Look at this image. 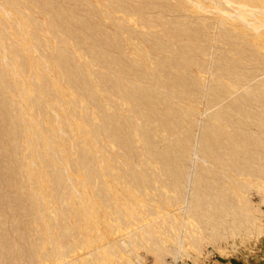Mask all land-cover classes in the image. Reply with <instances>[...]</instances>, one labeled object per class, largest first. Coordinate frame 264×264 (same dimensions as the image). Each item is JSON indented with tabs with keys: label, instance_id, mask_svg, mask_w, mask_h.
<instances>
[{
	"label": "rangeland",
	"instance_id": "1",
	"mask_svg": "<svg viewBox=\"0 0 264 264\" xmlns=\"http://www.w3.org/2000/svg\"><path fill=\"white\" fill-rule=\"evenodd\" d=\"M197 1L0 0V264H264V9Z\"/></svg>",
	"mask_w": 264,
	"mask_h": 264
},
{
	"label": "bare ground",
	"instance_id": "2",
	"mask_svg": "<svg viewBox=\"0 0 264 264\" xmlns=\"http://www.w3.org/2000/svg\"><path fill=\"white\" fill-rule=\"evenodd\" d=\"M200 1V0H199ZM199 1H197V2H199ZM228 2H230L231 3V5H232V3H237V5H238V3H239V5H241V6H243V5H245V6H247L248 8L250 7V8H261V9H264V0H227ZM201 2H204V5L206 6L207 5V7H209V6H213L212 4L210 5L209 4V2H210V0H201ZM212 2V1H211ZM200 3V2H199ZM198 3V4H199ZM247 3V4H246ZM197 4V3H196ZM197 4V5H198ZM209 4V5H208ZM216 4V3H215ZM203 5V4H202ZM201 6V5H200ZM203 7V6H202ZM219 7V6H218ZM217 7V8H218ZM197 8V7H196ZM215 8H216V6H215ZM216 8V9H217ZM220 8V7H219ZM222 9V8H221ZM220 9V10H221ZM223 10V9H222ZM229 11V10H228ZM236 11V10H235ZM238 11V10H237ZM241 11V10H240ZM231 12V11H230ZM251 12H253L254 13V11H251ZM248 13H250V12H248ZM252 13V14H253ZM261 13V12H260ZM230 14V13H229ZM233 14V13H232ZM240 14V13H239ZM247 13H244V15H246ZM251 14V13H250ZM249 14V15H250ZM251 14V15H252ZM234 15V14H233ZM244 15H242L241 17H244ZM248 15V14H247ZM251 15L249 16V17H251ZM228 17V16H227ZM239 17V16H238ZM237 17V18H238ZM254 17V16H253ZM247 18V17H246ZM257 19H260L259 17H256ZM250 20H248V22H249ZM243 22V21H242ZM244 23V22H243ZM250 23V22H249ZM253 23V22H252ZM256 23V22H255ZM262 24L261 25H259V24H257L258 25V27H260V29H261V26L263 25L264 26V24H263V21L261 22ZM248 24V23H247ZM250 27H252V25L250 26ZM257 26H254L253 28H256ZM256 28V29H259V28ZM254 30V29H253ZM260 36H258V38L260 39V41H262V42H260V44H262V43H264V32L262 31V34H259ZM256 38V37H255ZM264 46V45H263ZM262 46V47H263ZM185 215H183V217H184ZM191 216V215H190ZM193 216V215H192ZM149 223V222H148ZM147 225V224H146ZM180 225V224H179ZM183 225H185V223L183 224V223H181V227L180 228H184L183 227ZM140 227V226H139ZM141 227H143V226H141ZM129 228V227H128ZM137 228V227H136ZM139 229V228H138ZM141 229V228H140ZM131 230V229H130ZM130 230H128V232H133V229L130 231ZM134 230H135V227H134ZM145 230V229H144ZM152 230V229H151ZM177 230H178V228H177ZM180 230V229H179ZM234 230V229H233ZM147 231V230H146ZM183 231V230H182ZM127 232V233H128ZM149 234H150V232H149V230L147 231ZM147 232H145V233H147ZM181 232V231H180ZM182 233V232H181ZM183 235V234H182ZM196 235V234H195ZM121 236V235H120ZM171 236V235H170ZM181 236V235H180ZM131 237H132V235H131ZM131 237H130V240H129V238H127L128 240H126V239H124L123 237L121 238V237H116L118 240H114V241H110L109 242V244H111V247H109V248H107V249H109V250H112L113 252L114 251H120L123 255L125 254L126 256H127V259H128V262H129V264H144V259H143V256L137 251L138 250V248H139V244H140V241L142 240V234H140L139 232H137V233H134V236L132 237V239H131ZM176 237H177V235H176ZM181 237H179V239H180ZM148 242H150V240L148 239L147 240ZM175 241H176V239H175ZM179 241V240H178ZM184 239H183V236H182V239H180V241L179 242H177L178 244V248H177V250L176 249H173V252H174V250L176 251V255H173V256H175L176 257V260L178 259L177 257H181V255H183L184 253H185V251H186V249L187 248H185V245H184ZM154 244V243H153ZM155 245V244H154ZM91 246V245H90ZM92 248H93V246H91ZM96 247V246H95ZM99 249V247L98 248H93V250H91L90 252H88L87 254H88V259H87V262H93L94 264H100L99 263V261L101 260V256H99L98 254H99V252L97 253V250ZM84 250V249H83ZM76 251V250H75ZM74 251V252H75ZM172 251V250H171ZM71 252V251H70ZM105 252H106V250H105ZM77 253V252H76ZM76 253H74V254H76ZM170 253H172V252H170ZM190 254V253H189ZM62 255V254H61ZM85 255V254H84ZM83 254H82V256H84ZM184 255H186V256H188V254H184ZM64 256H65V254H64ZM67 257H65V259L63 260V262L62 261H60V262H62L63 264H67V263H69V260H70V258H71V256H69V254L68 255H66ZM81 256V257H82ZM103 256V255H102ZM172 256V257H173ZM60 257V256H59ZM81 257L79 256V257H75L74 258V260L75 261H78V259H81ZM160 257L161 256H159V257H157L158 259H160ZM69 258V259H68ZM58 259L59 258H57V261H58ZM61 259H63L62 258V256H61V258H60V260ZM67 259V261H65ZM83 259H85V258H82V260H81V262H84V260ZM123 259V258H122ZM165 259V258H164ZM181 259V258H180ZM86 260V259H85ZM56 261V262H57ZM105 261V260H104ZM53 262H55V261H53ZM56 262H55V264H56ZM59 263V262H58ZM70 263H71V260H70ZM69 263V264H70ZM166 263V262H165ZM53 264V263H52ZM60 264V263H59ZM73 264H78V263H73Z\"/></svg>",
	"mask_w": 264,
	"mask_h": 264
}]
</instances>
